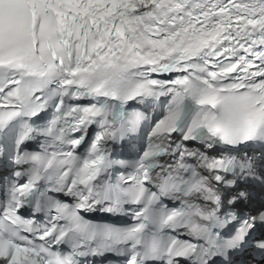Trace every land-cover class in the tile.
<instances>
[{
  "label": "snow or ice",
  "instance_id": "obj_1",
  "mask_svg": "<svg viewBox=\"0 0 264 264\" xmlns=\"http://www.w3.org/2000/svg\"><path fill=\"white\" fill-rule=\"evenodd\" d=\"M0 164V264L264 259V0H0Z\"/></svg>",
  "mask_w": 264,
  "mask_h": 264
}]
</instances>
